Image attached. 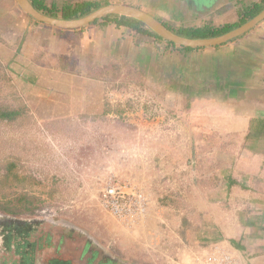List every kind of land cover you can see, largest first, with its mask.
<instances>
[{"label":"crops","instance_id":"0c3cea01","mask_svg":"<svg viewBox=\"0 0 264 264\" xmlns=\"http://www.w3.org/2000/svg\"><path fill=\"white\" fill-rule=\"evenodd\" d=\"M64 1L46 0L48 4L59 5ZM97 1L140 8L161 22L179 28L238 23L242 7L257 0ZM10 15L13 18L7 27H1L0 37L14 34L16 39L12 45L16 47L1 45L0 54L22 85L32 92L35 90L53 118L95 119L109 114L108 82L92 74L88 62L93 59L106 64L111 61L118 66L124 60H134L133 66L147 72L155 93L163 92L162 98L170 104V120L180 116L176 127L180 126L182 134H193L197 139L191 147L194 160L188 159L189 151L179 152L175 142L173 148L166 150L176 155L172 157L175 165L182 167L181 188L167 193H207L204 200L186 194L189 199L185 208L180 209L184 217L181 223L177 216L174 218L175 227L189 243L224 242L242 253V264L263 262L264 222L260 236L255 239L251 238L253 231L248 223L264 209V179H257L259 174H264V138L255 140L259 144H248L247 136L252 121L264 118V20L224 44L186 49L112 22L80 28H61L42 22L38 25L16 0H0V19ZM66 47L70 49H63ZM38 52L43 53V58ZM73 58H76V67L70 70L67 65ZM221 134L228 135L227 139L222 140ZM231 136L234 141H230ZM226 149L232 150L233 158L221 160L213 152ZM239 182L242 185L237 188ZM226 193H232L230 199L235 196L246 199L239 203L225 202ZM253 193L261 195L249 202ZM245 201L251 204L250 208L258 210L247 212ZM222 202L225 203L221 205ZM78 236L69 235L65 240L71 246L86 245L79 253L81 259L69 255V250L64 253L65 248L59 246L55 256L47 260L51 264H136L115 260L103 251L98 254L92 242L81 244ZM236 242L242 246L238 247ZM83 255L88 256L85 263ZM34 256L38 258L37 254ZM37 263L43 264V260L37 259Z\"/></svg>","mask_w":264,"mask_h":264},{"label":"rangeland","instance_id":"374dc122","mask_svg":"<svg viewBox=\"0 0 264 264\" xmlns=\"http://www.w3.org/2000/svg\"><path fill=\"white\" fill-rule=\"evenodd\" d=\"M6 37H0V46L16 47V44L12 45L16 39L14 34ZM54 46L58 48V43L54 42ZM63 49L69 50L70 47ZM75 62L76 58H73L67 68L75 70ZM88 64L93 75L105 72L104 79L109 87L106 91L109 114L95 119H61L51 116L35 90L32 92L22 85L0 54V105L23 109L17 120L0 121V264H25L23 251L26 248L31 251L30 260L33 258L34 264L37 259L43 260V264H51L47 259L55 256L59 246L60 249L65 248L64 253L69 250V255L81 259L79 253L85 250L84 243L91 242L96 253L106 252L115 260L166 264L160 254L161 259L157 261L152 256H156L154 250L159 232L174 230L183 237L173 221L177 216L182 222L184 215L180 209L185 208L188 194L192 198L206 199L207 193H167L181 188L182 167L175 165L173 158L176 155L173 153L172 156L166 150L177 146L179 152L189 151L188 159L194 160L196 157L193 151L191 153V147L197 139L193 134H182L180 126L176 127L180 116L170 120V104L162 98L163 92L155 93L148 73L137 65L133 66L134 60H124L119 68L111 61L106 64L93 59ZM170 124L172 128H169ZM221 136L222 140L228 137L226 134ZM230 139L234 141L232 136ZM255 140L259 139L250 135L247 142L261 143ZM237 141L240 145V139ZM174 142L178 145L172 146ZM213 152L221 160L234 157L232 150ZM10 162L16 163V169L15 173L7 176ZM111 179L125 181L145 191L150 200L145 217L122 223L101 207V191ZM257 179H264V174H259ZM240 185L242 182L237 188ZM26 194L33 201L28 211L18 215L4 211L10 203L16 205L18 198ZM231 194L226 193L228 199L225 202L239 203L246 199L236 197L235 193V197L230 199ZM258 194H251L246 201L250 198L249 202H252ZM246 201L244 209L247 212L258 210L250 208L251 204ZM13 219L28 224L31 233L22 237L17 229L9 231L8 224ZM250 219L251 238L255 239L262 231L264 209ZM9 233L13 235L12 239H9ZM69 235H80L77 238L85 246L68 245L65 239ZM247 236L250 237L249 234ZM176 240L172 242L176 243ZM36 254L38 258L34 256ZM83 257L84 261L88 256ZM31 263L26 261V264Z\"/></svg>","mask_w":264,"mask_h":264},{"label":"trees","instance_id":"16d2710c","mask_svg":"<svg viewBox=\"0 0 264 264\" xmlns=\"http://www.w3.org/2000/svg\"><path fill=\"white\" fill-rule=\"evenodd\" d=\"M30 1L39 11L43 12L44 14L51 16V17L63 18L66 20L77 19V18L83 17L93 12L94 10L104 6V3H102L101 1H97V0H84V1H76V2L66 0L61 5L57 3L48 4L46 0H30ZM262 10H264V0H257L251 4L244 5L240 11L241 19L238 23L227 24L221 27H216L212 25H204L201 27L176 28V27H173L167 24L166 22H163V21L162 22L179 35L187 36L190 38H209V37L222 35L240 26L241 24L255 17ZM12 18H13V15L12 16L10 15V17H7L6 19L5 18L0 19V35L2 32L1 27L3 28L7 27L10 24ZM35 21L39 23V21L37 20ZM100 22H106V23L112 22L118 26H126L144 36H149V37H152L153 39H156L157 41L167 42L168 44L178 46L177 44L164 39L162 36H160L157 32H155L152 28H150L143 21L137 18L131 17V16L111 14L101 19H97L90 24H96ZM181 47L186 48V49H193L192 47H188V46H181ZM116 68H119V66L117 65ZM102 73H100L99 75L95 77L104 79L105 72H102ZM22 114H23V109L21 107L14 108L9 105H0V121L12 122V121L17 120ZM129 126L131 128L134 127L131 125ZM253 134L257 138H264V118H259V119L252 121L250 133L248 134L247 138H249V136ZM15 169H16V163L10 162L6 169L7 176L9 174L15 173L14 172ZM32 202L33 201L31 200V198L26 194V195H23V197L18 198V203L16 205H12L10 203L7 207L4 208V211L8 214L18 215L20 213L28 211L30 209ZM236 245L238 247L242 246L238 242H236Z\"/></svg>","mask_w":264,"mask_h":264},{"label":"built area","instance_id":"2783aa9c","mask_svg":"<svg viewBox=\"0 0 264 264\" xmlns=\"http://www.w3.org/2000/svg\"><path fill=\"white\" fill-rule=\"evenodd\" d=\"M99 201L111 216L122 223H131L146 216L150 200L145 191L125 181L111 179L102 189ZM157 238L156 256L152 254L155 261L161 259L160 254L166 264H242V253L224 242L192 244L178 236L176 231L167 229L160 231ZM175 238L177 242L173 243Z\"/></svg>","mask_w":264,"mask_h":264},{"label":"water","instance_id":"95a60500","mask_svg":"<svg viewBox=\"0 0 264 264\" xmlns=\"http://www.w3.org/2000/svg\"><path fill=\"white\" fill-rule=\"evenodd\" d=\"M16 1L18 3V6L22 10H24L31 18H34L39 22L51 24L61 28H80L85 25H89L90 23L94 22L97 19H101L111 14L131 16L143 21L145 24H147L150 28H152L164 39L171 41L177 45L194 47V48L217 46L224 44L242 35L246 31L250 30L255 25H257L259 22L264 20V10H262L252 19L248 20L244 24L222 35L209 37V38H190L187 36H182L177 34L168 26H166L163 22H161L160 20H158L157 18H155L145 10L130 5L108 4L94 10L93 12L83 17L66 20L63 18L51 17L44 14L43 12L39 11L32 4L30 0H16Z\"/></svg>","mask_w":264,"mask_h":264},{"label":"flooded vegetation","instance_id":"af4514ba","mask_svg":"<svg viewBox=\"0 0 264 264\" xmlns=\"http://www.w3.org/2000/svg\"><path fill=\"white\" fill-rule=\"evenodd\" d=\"M16 225V226H15ZM7 227V226H6ZM14 229H17V232H20L19 233V236H27V235H29L30 233H31V231H30V227L28 226V224H24L23 222L22 223H20V222H18V221H15L14 219H13V221H11L9 224H8V230L9 231H12V230H14ZM26 233V234H25ZM9 239H12V237H13V235L12 234H10L9 233ZM17 236H18V234H16ZM8 238V237H7ZM26 240H28V239H26ZM28 243H30V241H28ZM27 245H29V244H27ZM32 245V243L30 244V246ZM30 252L31 251H29V248H26V249H24V251H23V254H24V256H23V258H24V262H25V264H26V261L27 262H29L30 263V259H31V254H30ZM28 254H29V256H28Z\"/></svg>","mask_w":264,"mask_h":264}]
</instances>
